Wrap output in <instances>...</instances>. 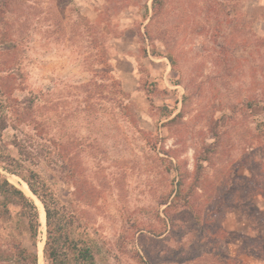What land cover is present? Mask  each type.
I'll return each mask as SVG.
<instances>
[{
	"label": "rangeland",
	"instance_id": "1",
	"mask_svg": "<svg viewBox=\"0 0 264 264\" xmlns=\"http://www.w3.org/2000/svg\"><path fill=\"white\" fill-rule=\"evenodd\" d=\"M153 1L0 0V184L69 261L264 264V0ZM21 204L0 259L32 248Z\"/></svg>",
	"mask_w": 264,
	"mask_h": 264
},
{
	"label": "trees",
	"instance_id": "2",
	"mask_svg": "<svg viewBox=\"0 0 264 264\" xmlns=\"http://www.w3.org/2000/svg\"><path fill=\"white\" fill-rule=\"evenodd\" d=\"M152 6V11L156 13V9L158 7V2L161 3L160 0H154ZM155 16V15H154ZM153 19V18H151ZM6 99L0 101V135L7 127V109H8ZM19 152V157L22 159L24 146L22 144L15 145ZM0 159H9L8 155H5L0 148ZM8 170V169H7ZM10 170V169H9ZM11 171V170H10ZM13 172V171H12ZM28 186L31 192L36 195L38 198L36 191L31 187L30 183ZM0 193L2 196L7 198V200H14L18 198L22 203V207L28 208L30 212V219L27 225L22 228L23 231L27 232L29 240L31 241L32 248H27L22 245L21 241L15 242L12 246L7 250V254L5 255V259H0V263H8V264H38V248L36 249L37 237H38V229H39V221H38V213L37 209L32 202H30L21 191L15 189L12 185H10L6 180L0 184ZM46 214V238L43 246V259L45 264H68L70 261L74 264H96L95 255L93 253V246L84 245L78 248V246L72 241V245H69L67 248H73V254L70 261L67 259L65 254V249L62 251L58 244V239L53 234V231L50 228V211L45 207ZM22 234V233H20ZM69 243V244H70Z\"/></svg>",
	"mask_w": 264,
	"mask_h": 264
},
{
	"label": "bare ground",
	"instance_id": "3",
	"mask_svg": "<svg viewBox=\"0 0 264 264\" xmlns=\"http://www.w3.org/2000/svg\"><path fill=\"white\" fill-rule=\"evenodd\" d=\"M11 183L15 186H17L24 194H26L27 196H31L34 200H35V204H38L39 205V216H40V220H44V215H45V212L41 206V204L39 203V201H37V199L31 194V192L29 191L27 185L22 182V181H19L16 177L13 176V178L10 179ZM43 244L44 242H39L38 243V257H39V264H44L43 262V253H42V250H43Z\"/></svg>",
	"mask_w": 264,
	"mask_h": 264
}]
</instances>
